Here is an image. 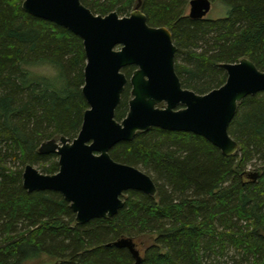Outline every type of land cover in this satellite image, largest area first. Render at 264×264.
Instances as JSON below:
<instances>
[{"label": "trees", "instance_id": "16d2710c", "mask_svg": "<svg viewBox=\"0 0 264 264\" xmlns=\"http://www.w3.org/2000/svg\"><path fill=\"white\" fill-rule=\"evenodd\" d=\"M23 1L0 0V264L41 256L56 264H134L128 250L108 245L144 236L155 238L141 264H220L230 249L236 254L228 264H264V92L238 105L228 133L239 151L231 157L202 137L157 128L116 144L111 159L143 169L157 195L124 193V206L111 219L76 225L61 194L23 188L27 165L45 175L58 172L57 156L38 149L51 139L73 140L88 109L82 41L25 13ZM190 1L141 0L147 24L171 33L184 89L205 95L220 88L226 81L220 65L244 58L264 73V0H209L228 7L216 21L190 19ZM81 3L95 15L126 17L137 0ZM40 66L55 77L31 71ZM134 70L122 72L129 79ZM130 89L127 84L115 110L118 122L127 114Z\"/></svg>", "mask_w": 264, "mask_h": 264}, {"label": "water", "instance_id": "95a60500", "mask_svg": "<svg viewBox=\"0 0 264 264\" xmlns=\"http://www.w3.org/2000/svg\"><path fill=\"white\" fill-rule=\"evenodd\" d=\"M21 7L28 15L53 23L82 41L86 61L82 95L88 109L79 133L73 140L60 137L40 145L39 154L57 156L56 174H42L31 165L22 173V186L28 193L61 194L75 215L76 225L113 218L123 208L121 197L128 191L156 197L151 177L113 161L109 155L116 144L130 142L138 133L152 128L191 133L225 157L239 151L228 133L229 125L246 97L264 92V73L249 59L221 64L225 83L197 95L184 89L175 73L176 47L171 33L147 24L141 0L126 17L115 12L95 15L81 0H24ZM210 9L209 0H191L188 17L202 20ZM127 67H135L129 79L122 72ZM127 84L131 88L128 111L118 122L115 110ZM108 246L128 250L134 264H141L133 240L122 238Z\"/></svg>", "mask_w": 264, "mask_h": 264}, {"label": "rangeland", "instance_id": "374dc122", "mask_svg": "<svg viewBox=\"0 0 264 264\" xmlns=\"http://www.w3.org/2000/svg\"><path fill=\"white\" fill-rule=\"evenodd\" d=\"M189 13V6L187 7L185 14L188 15ZM228 13V7L226 5H224L221 2H214L211 4V9L209 11V13L206 15V17L204 18L205 20H210V21H216V20H220L223 19L227 16ZM31 71L34 74H37L39 76H43L46 78H54L55 77V72L52 68L50 67H46V66H40V67H35L33 69H31ZM164 106L161 105L160 108H163ZM36 168L38 171V167H34ZM139 170H141L142 172L145 173V171L141 168H137ZM249 172H254L253 168H248ZM40 172V171H39ZM246 179V177H245ZM247 181V180H246ZM154 236H144V237H140L138 239L135 240V243L137 245V249L140 251V254L142 255V253L145 251V249L150 246L153 241H154ZM236 254V252L232 249L228 250L226 255L224 256V258H222L221 260H219L220 264H228V262L230 261V258L234 257V255ZM57 260L47 257V256H41V258L38 261H34V262H30L28 264H56Z\"/></svg>", "mask_w": 264, "mask_h": 264}, {"label": "bare ground", "instance_id": "6f19581e", "mask_svg": "<svg viewBox=\"0 0 264 264\" xmlns=\"http://www.w3.org/2000/svg\"><path fill=\"white\" fill-rule=\"evenodd\" d=\"M188 15H189V13H188Z\"/></svg>", "mask_w": 264, "mask_h": 264}, {"label": "flooded vegetation", "instance_id": "af4514ba", "mask_svg": "<svg viewBox=\"0 0 264 264\" xmlns=\"http://www.w3.org/2000/svg\"><path fill=\"white\" fill-rule=\"evenodd\" d=\"M212 4V3H211Z\"/></svg>", "mask_w": 264, "mask_h": 264}]
</instances>
